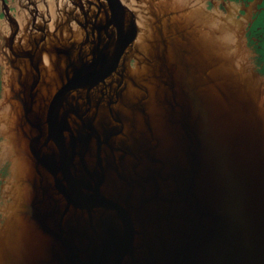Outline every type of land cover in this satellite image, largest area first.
<instances>
[{
    "label": "water",
    "instance_id": "95a60500",
    "mask_svg": "<svg viewBox=\"0 0 264 264\" xmlns=\"http://www.w3.org/2000/svg\"><path fill=\"white\" fill-rule=\"evenodd\" d=\"M0 264H264V0H0Z\"/></svg>",
    "mask_w": 264,
    "mask_h": 264
}]
</instances>
